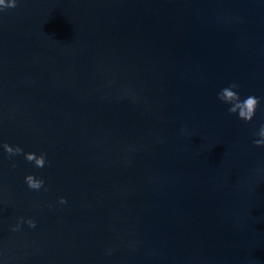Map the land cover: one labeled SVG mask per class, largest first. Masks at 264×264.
Here are the masks:
<instances>
[{"label": "water", "instance_id": "obj_1", "mask_svg": "<svg viewBox=\"0 0 264 264\" xmlns=\"http://www.w3.org/2000/svg\"><path fill=\"white\" fill-rule=\"evenodd\" d=\"M233 82L260 100L251 122L217 98ZM262 124L264 0H17L0 264H264Z\"/></svg>", "mask_w": 264, "mask_h": 264}, {"label": "clouds", "instance_id": "obj_2", "mask_svg": "<svg viewBox=\"0 0 264 264\" xmlns=\"http://www.w3.org/2000/svg\"><path fill=\"white\" fill-rule=\"evenodd\" d=\"M17 0H0V11L9 8L16 7ZM239 84L233 82L228 87L223 88L218 93V99L226 104L231 105L228 109L230 114H238V118L245 121L251 122L253 117L256 114L257 107L259 106L260 100L255 96H248L245 99L241 100L240 95L234 89H238ZM259 139L253 141L256 146H264V124L259 128L258 133ZM5 151L9 155H18L23 152V149L19 146L13 148L8 144L3 145ZM25 159L29 162H34L35 166L38 168L45 167L46 159L45 154L36 155L34 152L25 153ZM25 182L30 189L39 190L44 186V181L42 179H37L34 175L29 174L25 177ZM59 202L61 204L67 203L66 198L61 197ZM27 223L30 227H35V222L33 220H28Z\"/></svg>", "mask_w": 264, "mask_h": 264}]
</instances>
